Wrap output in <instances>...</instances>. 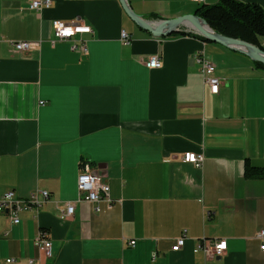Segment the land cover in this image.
Instances as JSON below:
<instances>
[{
    "label": "crops",
    "instance_id": "1",
    "mask_svg": "<svg viewBox=\"0 0 264 264\" xmlns=\"http://www.w3.org/2000/svg\"><path fill=\"white\" fill-rule=\"evenodd\" d=\"M29 1L0 0V194L49 197L17 224L0 213V264H264V176L245 172L264 169V69L192 32L154 37L119 0H52L42 10ZM126 1L157 21L218 0ZM240 1L264 10V0ZM53 20L89 25L87 54L51 44ZM19 40L38 47L16 50ZM200 48L220 79L216 94L202 83ZM153 55L159 67L146 66ZM185 152L203 153L202 164ZM84 164L109 185L111 208L79 196ZM66 202L74 212L63 220ZM43 232L51 257L36 243ZM217 240L227 244L220 257L199 247Z\"/></svg>",
    "mask_w": 264,
    "mask_h": 264
},
{
    "label": "built area",
    "instance_id": "2",
    "mask_svg": "<svg viewBox=\"0 0 264 264\" xmlns=\"http://www.w3.org/2000/svg\"><path fill=\"white\" fill-rule=\"evenodd\" d=\"M191 1L200 3L203 0ZM51 5L52 0H30L28 8L31 10H42L43 8H49ZM52 31L54 39L51 40V44H54L56 40L71 41V48L79 50L82 54H87V44L85 39L82 38V35L92 32L89 25L82 22L67 23L62 20H53ZM121 41L123 43L129 42L127 32L122 31ZM12 46L16 50L29 51L38 47V42L19 40L13 41ZM195 62L198 65V71L201 75L203 85L207 86L212 94L218 93L220 79L215 75V65L205 56L203 48L197 50L195 54ZM145 64L150 68L159 67L160 62L158 56H150ZM181 159L199 167L203 162L204 154L201 152H185L181 155ZM77 190L82 199L90 202L104 200L107 202L108 208H111L114 204V201L110 198L109 185L100 177L93 174L87 164L82 166V169L77 176ZM48 197L49 192L40 189L33 190L26 198L17 197L12 190L4 191L0 194V213H5L12 224H17L20 222V212L26 210L37 211ZM73 212L74 204L66 202L64 207L60 209L59 217L60 219L67 220L73 215ZM3 235H6V233L0 231V237ZM257 237L260 239V248L264 251V229H260L257 232ZM184 242V235L178 236L172 244L171 250L178 251L184 245ZM36 243L44 250L47 257L52 256L51 241L46 237V234L39 233ZM129 244L133 245L134 242L130 241ZM226 246L227 244L225 240H217L210 244H201L199 247L210 257H220L225 252ZM7 261L10 262L11 259H7ZM28 262L29 264H33V259H29Z\"/></svg>",
    "mask_w": 264,
    "mask_h": 264
},
{
    "label": "trees",
    "instance_id": "3",
    "mask_svg": "<svg viewBox=\"0 0 264 264\" xmlns=\"http://www.w3.org/2000/svg\"><path fill=\"white\" fill-rule=\"evenodd\" d=\"M194 14L203 18L215 32L244 40L264 50L260 43L264 38V10L259 4L218 0L212 4H199ZM191 34L203 40L198 34ZM254 63L264 69L263 64ZM245 172L251 176H264V169L261 167L247 166Z\"/></svg>",
    "mask_w": 264,
    "mask_h": 264
},
{
    "label": "water",
    "instance_id": "4",
    "mask_svg": "<svg viewBox=\"0 0 264 264\" xmlns=\"http://www.w3.org/2000/svg\"><path fill=\"white\" fill-rule=\"evenodd\" d=\"M127 16L140 28L154 37H165L178 32L198 34L204 41L218 43L231 50L240 52L253 62L264 65V50L244 40L229 37L215 32L208 23L194 13L176 16L174 18L151 21L135 13L126 0H119Z\"/></svg>",
    "mask_w": 264,
    "mask_h": 264
}]
</instances>
